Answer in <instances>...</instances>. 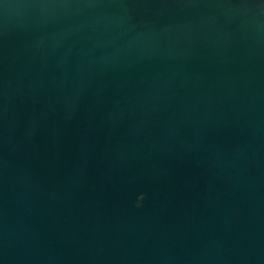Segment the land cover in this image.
<instances>
[{"label":"water","instance_id":"1","mask_svg":"<svg viewBox=\"0 0 264 264\" xmlns=\"http://www.w3.org/2000/svg\"><path fill=\"white\" fill-rule=\"evenodd\" d=\"M0 264H264V0H0Z\"/></svg>","mask_w":264,"mask_h":264}]
</instances>
